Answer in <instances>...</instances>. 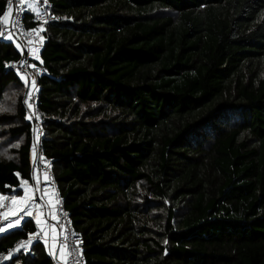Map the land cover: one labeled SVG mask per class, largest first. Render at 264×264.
<instances>
[{
  "label": "trees",
  "instance_id": "16d2710c",
  "mask_svg": "<svg viewBox=\"0 0 264 264\" xmlns=\"http://www.w3.org/2000/svg\"><path fill=\"white\" fill-rule=\"evenodd\" d=\"M46 1L41 150L87 264H264V0ZM17 58L0 40V197L32 182Z\"/></svg>",
  "mask_w": 264,
  "mask_h": 264
},
{
  "label": "built area",
  "instance_id": "2783aa9c",
  "mask_svg": "<svg viewBox=\"0 0 264 264\" xmlns=\"http://www.w3.org/2000/svg\"><path fill=\"white\" fill-rule=\"evenodd\" d=\"M27 2L7 0L5 13L0 19V40L13 43L18 53V58L9 63V68L19 76L24 86L22 106L32 130V182L27 185L29 190H22L20 196L5 194L0 197V229H3L0 234L19 228L25 220L34 223L36 230L26 233L6 251L0 252V264L19 253L27 254L32 245L40 243L46 247L52 264H87L81 237L72 227L63 197L52 177L50 160L41 150L44 132L37 100L39 80L44 72L40 66V51L46 42L44 26L52 18L50 5L46 0H34L35 8L28 10ZM29 12L33 13V22L40 28L25 27L24 18ZM17 220L18 224L15 223ZM55 247L60 253L55 254ZM61 254L63 261L59 258Z\"/></svg>",
  "mask_w": 264,
  "mask_h": 264
},
{
  "label": "rangeland",
  "instance_id": "374dc122",
  "mask_svg": "<svg viewBox=\"0 0 264 264\" xmlns=\"http://www.w3.org/2000/svg\"><path fill=\"white\" fill-rule=\"evenodd\" d=\"M33 2H34V0H28V2H27V7H28V5L29 4H33ZM35 8V7H34ZM33 7H28V9H34ZM37 9V8H36ZM23 96H24V87H23V94H22V99H23ZM29 186V185H28ZM28 186L26 187H24L23 188V190H29V188H28Z\"/></svg>",
  "mask_w": 264,
  "mask_h": 264
},
{
  "label": "snow or ice",
  "instance_id": "6c2138e0",
  "mask_svg": "<svg viewBox=\"0 0 264 264\" xmlns=\"http://www.w3.org/2000/svg\"><path fill=\"white\" fill-rule=\"evenodd\" d=\"M28 7H33V8H34L35 5H34V4H29ZM9 11H11V9H9ZM5 16H7V13L5 14ZM0 35H2V33H0ZM8 38H10V37H8ZM0 110H3V109H0ZM22 202H23V200L21 201V203H22ZM15 223L18 224V223H19V220H17ZM0 231H3V229H0Z\"/></svg>",
  "mask_w": 264,
  "mask_h": 264
},
{
  "label": "crops",
  "instance_id": "0c3cea01",
  "mask_svg": "<svg viewBox=\"0 0 264 264\" xmlns=\"http://www.w3.org/2000/svg\"><path fill=\"white\" fill-rule=\"evenodd\" d=\"M28 9V7H27ZM28 10H31V9H28ZM24 212V211H23ZM14 213H12L11 215H13ZM59 252V250L57 249V247H55V254H57ZM60 253V252H59ZM59 258L63 261V255H59Z\"/></svg>",
  "mask_w": 264,
  "mask_h": 264
}]
</instances>
